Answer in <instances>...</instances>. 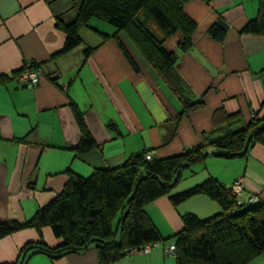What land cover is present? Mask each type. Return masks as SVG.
<instances>
[{
  "label": "crops",
  "instance_id": "0c3cea01",
  "mask_svg": "<svg viewBox=\"0 0 264 264\" xmlns=\"http://www.w3.org/2000/svg\"><path fill=\"white\" fill-rule=\"evenodd\" d=\"M81 2L0 0V223L32 219L62 192L73 174L89 177L96 169L122 166L143 150L157 159L177 155L206 138L242 128L253 115L264 117V35L241 33L257 16L258 0L185 4V13L198 25L193 48L187 53L179 50L181 33L164 43L167 51L178 54L171 75L180 95L124 32L105 27L97 18L80 30V46L56 55L66 40L57 23L74 21ZM218 20L228 25L223 42L208 34ZM88 48L92 51L86 57ZM28 62L40 71V84L34 89L24 87L18 78ZM180 97L204 105L181 114ZM73 105L96 142L90 151L77 150L81 130ZM218 108L237 117L215 127ZM210 178L227 187L243 179L244 199L256 195L264 203V145L255 144L237 158L210 155L184 171L171 194L146 207L162 236L174 239L186 214L208 219L221 213V206L207 195L197 194L178 205L170 200L172 194ZM41 241L53 248L62 239L50 226L43 227L41 235L28 227L0 238V264H16L24 246ZM27 264H98V256L93 247L60 259L36 253ZM112 264L177 261L173 253L155 247L149 254L126 256ZM250 264H264V253Z\"/></svg>",
  "mask_w": 264,
  "mask_h": 264
},
{
  "label": "trees",
  "instance_id": "16d2710c",
  "mask_svg": "<svg viewBox=\"0 0 264 264\" xmlns=\"http://www.w3.org/2000/svg\"><path fill=\"white\" fill-rule=\"evenodd\" d=\"M189 1L82 0L74 21L57 23L65 32L66 40L56 55L80 46V30L88 26L92 18H97L114 26L118 32H124L146 61L168 80L176 93L181 94L171 75L178 54L167 51L164 43L169 37L181 33L179 50L187 53L193 48L198 25L184 11ZM227 31L228 25L218 20L209 27L208 34L223 42ZM241 33L264 35V0H258L257 16ZM100 35L110 38L102 32ZM113 37L128 55L117 35ZM91 51L90 48L85 50L86 57ZM31 67L38 69L34 62ZM180 98L183 103L181 114L204 105L201 100ZM72 110L81 130L77 150L90 151L96 147V142L78 107L73 105ZM236 117L237 114L230 115L218 108L214 113L215 127H222ZM110 128L115 127L110 125ZM255 144L264 145V117L257 115H253L242 128L223 136L206 138L177 155L148 160L146 156L150 152L143 150L131 155L122 166L96 169L89 177L73 174L62 192L40 208L32 219L25 223H0V238L28 227L35 228L41 235L43 227L50 226L54 235L62 239L53 248L43 241L27 244L21 249L16 264H27L36 253L60 259L86 252L91 247L97 251L98 264H112L130 256L132 248L155 242L161 246L169 239L162 236L146 207L159 197L171 194L184 171L204 163L210 155L237 158L245 156ZM208 147L214 151L209 152ZM197 194L216 201L222 211L208 219H200L194 214L182 217L183 228L172 237L175 239L173 255L177 264H250L264 253V203L261 200L241 206L235 196L227 192V186L213 178L172 194L170 200L178 205Z\"/></svg>",
  "mask_w": 264,
  "mask_h": 264
},
{
  "label": "built area",
  "instance_id": "2783aa9c",
  "mask_svg": "<svg viewBox=\"0 0 264 264\" xmlns=\"http://www.w3.org/2000/svg\"><path fill=\"white\" fill-rule=\"evenodd\" d=\"M19 81L23 84L24 87L29 88V89H34L40 84V71L39 69H36L34 67H31V63L28 62L24 66L23 70L20 72L18 75ZM146 158L148 160H152L153 156L151 153L147 154ZM245 187H244V182L243 179H239L235 181L231 186L227 187V192L235 196L237 202L241 206H248L250 204L257 203L260 201L259 196L253 195L249 199L245 200L243 195H244ZM160 243L155 242V243H150L146 244L142 247L138 248H132L130 250V254H149L151 250L155 247H159ZM174 246H168L164 248L165 252L167 254H172L173 253Z\"/></svg>",
  "mask_w": 264,
  "mask_h": 264
},
{
  "label": "rangeland",
  "instance_id": "374dc122",
  "mask_svg": "<svg viewBox=\"0 0 264 264\" xmlns=\"http://www.w3.org/2000/svg\"><path fill=\"white\" fill-rule=\"evenodd\" d=\"M100 23H102V25H104L105 27H114L110 24H107L106 22L102 21V20H98ZM142 152V151H141ZM175 244V240L174 239H169L166 241V243L161 244L160 247H162L163 249L168 247V246H173Z\"/></svg>",
  "mask_w": 264,
  "mask_h": 264
}]
</instances>
